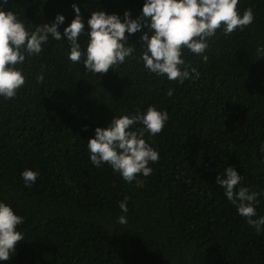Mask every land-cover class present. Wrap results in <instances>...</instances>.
Here are the masks:
<instances>
[{
  "label": "trees",
  "instance_id": "1",
  "mask_svg": "<svg viewBox=\"0 0 264 264\" xmlns=\"http://www.w3.org/2000/svg\"><path fill=\"white\" fill-rule=\"evenodd\" d=\"M73 3L86 22L100 9L121 16L131 10L135 19L144 0H9L6 10L27 26L63 14V34L75 18ZM247 8L254 23L230 36L218 30L206 63L185 51L200 75L183 84L144 68L142 33L129 37L134 58L100 80L68 59L67 41L26 58L25 86L14 99L0 98V200L25 218V239L4 264H264V232L238 215L216 184L231 166L243 185L264 193V56L256 54L264 44V0H240L239 11ZM150 105L170 119L159 135L145 136L160 158L150 176H138L144 186L107 164L93 167L86 144L95 128ZM25 169L40 173L30 188ZM126 196L128 223L118 225ZM257 214L264 216V195Z\"/></svg>",
  "mask_w": 264,
  "mask_h": 264
},
{
  "label": "clouds",
  "instance_id": "2",
  "mask_svg": "<svg viewBox=\"0 0 264 264\" xmlns=\"http://www.w3.org/2000/svg\"><path fill=\"white\" fill-rule=\"evenodd\" d=\"M8 3L9 0H0V98L5 101L14 99L26 84L20 67L26 58L39 56L52 41H67L68 59L73 64L82 63L88 73L100 80L110 69L116 71L129 58H134L138 48L129 42V37L142 33L139 59L144 68L155 76L183 84L200 75L186 64V50L206 63L209 42L218 30L230 36L255 21L252 8L239 11L240 0H144L142 11L135 19L131 10H125L121 16L100 9L92 11L86 22L80 7L73 3L75 18L62 34L59 27L66 19L63 14H57L51 23L27 26L13 10H6ZM144 28L146 32L142 31ZM82 38H86L83 45ZM256 54L259 58L264 56V44L257 47ZM37 80L43 82V74ZM174 94L172 88L166 92L167 97ZM169 119L167 111L154 105L131 115H115L106 128L96 127L94 137L86 144L92 166L100 168L107 164L125 182L135 181L136 187L142 188L144 182L138 176H150L153 169L149 165L160 158L145 136L159 135ZM261 151L264 152V145ZM39 175V171L25 169L21 178L30 188ZM242 181L243 176L231 166L216 177V184L223 188L224 196L238 215L246 218L257 233L264 232V216L257 214L259 197L264 193L250 189ZM130 199L126 196L119 203L124 215L117 218L118 225L128 223ZM24 222L25 218L9 203L0 200V264L9 261L16 253L18 242L25 239L19 230Z\"/></svg>",
  "mask_w": 264,
  "mask_h": 264
}]
</instances>
